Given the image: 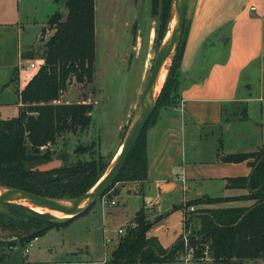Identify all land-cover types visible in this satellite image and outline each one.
Returning <instances> with one entry per match:
<instances>
[{
	"label": "trees",
	"instance_id": "1",
	"mask_svg": "<svg viewBox=\"0 0 264 264\" xmlns=\"http://www.w3.org/2000/svg\"><path fill=\"white\" fill-rule=\"evenodd\" d=\"M152 1L154 9L158 1L161 4L159 30L163 28L166 33L170 0ZM60 2L65 13L56 11L49 17L48 37L44 39V28L40 31L41 47L36 51L28 49L22 54V58L32 59L36 52L43 63L19 91L17 114L10 118L0 117V185L24 189L41 196L73 198L90 190L110 162H106L105 157L94 150L93 142L77 144L73 151L78 155L75 160H68L64 153L53 155L51 150L64 133L80 134L92 122L90 103L83 102L85 100H59L72 79L78 83L93 81L96 57L95 0ZM185 30L186 21L181 42L154 109L119 175L105 194L117 183H142L148 177L146 131L157 120V111L161 107H170L173 104L172 96L178 95L179 63ZM164 34H160L159 38L164 37ZM242 114L246 116L244 110ZM84 155L88 157L83 158ZM53 156L62 161L59 167L39 168L41 163ZM221 156L223 162L245 161L254 168L264 156V150L225 153ZM225 180L228 188H245L247 184L248 192L209 197L207 201L211 205L232 201L251 203L214 206L205 212L195 210L187 213L183 231L186 233L191 228L189 242L184 245L181 235L169 252L160 246L155 237L147 236L155 220L149 218L142 204L135 212L133 225L127 226L124 235L119 236L109 261L172 264L182 253L187 254L189 249L192 250L191 261L195 264H241L244 260L257 258L264 261V158L250 176L228 177ZM198 200L189 199L182 207L195 205ZM8 206L22 216L16 219L0 215V230H9L16 237L15 241L3 240L9 248H13L17 242L28 244L52 228L66 227L93 207L79 216L60 218L48 212H37L23 204L8 203ZM189 214L194 215L189 219Z\"/></svg>",
	"mask_w": 264,
	"mask_h": 264
},
{
	"label": "rangeland",
	"instance_id": "2",
	"mask_svg": "<svg viewBox=\"0 0 264 264\" xmlns=\"http://www.w3.org/2000/svg\"><path fill=\"white\" fill-rule=\"evenodd\" d=\"M13 1L12 11L6 9L5 12L8 15L5 14L4 16L8 17L7 19H14V22L7 26H0V82L4 81L8 68L16 65L18 61L15 56L17 48L15 38L16 33L20 30L19 26L24 24L25 29L28 30V32L26 31L27 34L33 38L44 28V39H46L50 32L47 24L49 17L56 11L65 13L61 2L55 10H50L52 9L50 8V6L52 7L51 3H43V0ZM7 2L0 0V15ZM172 2L173 0H170L167 29L171 28L174 22ZM95 3L96 57L93 81L91 83H78L72 79L59 100L60 102L85 100L83 102L90 103L92 105V122L87 130L80 134L64 133L57 139L51 150L54 152L53 155L64 153L68 160H75L78 155L73 151L77 144L93 142L95 144L94 150L100 152L105 157L106 162L111 163L121 148L123 139L136 115L140 94L150 72L154 56L162 45L166 33L163 28L159 30L161 13L159 1L155 9L152 0H96ZM196 4L197 0H188L186 18L192 16ZM160 34H164L161 39L159 38ZM223 54L224 51L214 52L211 60L220 58ZM39 56L40 54L35 52L34 58L22 62L37 63L40 59ZM25 68L26 65L21 68L25 74L34 71H26ZM247 91H251L253 97L264 96V74L259 69L258 64L253 65L241 76L239 93ZM12 96L14 99L16 98L15 93H12ZM10 97V93L0 90V103ZM177 101L178 95L172 96L173 104L171 106L175 105ZM11 103L7 102V104L0 105L1 118H10L17 114L16 106ZM163 109L161 107L157 111L158 116ZM243 110L244 104L232 109L233 112ZM261 110L264 114V106L263 109H259L260 113ZM230 128L228 132L223 134L218 133L217 128L213 129L212 132L209 131L211 128L208 130L205 128V134H201L200 142L204 148V154L210 155L213 150L215 152L217 149L221 150L222 146V149L226 148L227 151L233 148L237 149L242 143L238 137V132L239 130L249 131L250 120L247 118L233 122ZM218 136L222 145L220 142L218 143ZM241 145L244 147V142ZM84 157L88 156L84 155ZM61 164L60 158L53 156L41 163L39 168L51 169L59 167ZM104 173L98 181L103 178ZM149 184L150 188L145 186V196L149 197L151 205H147L143 200V206L147 209L148 216L153 214L152 209L155 205L152 202L156 203L163 212L167 208L170 209L173 204L182 201L183 192L180 183L167 192L161 191L153 182ZM120 186L121 184L117 183L109 192L104 193L107 200H114V205L119 203L118 206L103 205L101 198H99L88 213L77 217L66 227L50 229L48 234L33 240L31 246L17 242L13 248H9L3 240L15 241L16 237L9 230H0V264H59L62 261H65L62 264H102V262L126 264L110 262L111 250L117 236H123L126 227L133 225L132 221L130 222L131 212L135 205L141 202L142 197L133 196L129 200L130 212L127 209L124 210L121 206L122 201L119 202L117 199ZM135 189L137 190L136 186ZM167 189L168 187L165 188V190ZM124 194L125 191H122L123 200ZM209 197L211 196L197 197L196 199L199 200L195 205L184 206V213L195 210L205 212L212 206L207 201ZM249 202L251 203V201ZM0 215L13 216L16 219L22 217L8 206V202H0ZM119 228L123 230V233L118 234ZM190 232L191 228H188L186 233L185 231L182 233L184 245L189 242L188 235ZM170 247L165 249H168L169 252ZM26 248L28 251H25ZM188 252H192V250L189 249ZM186 255V253H182L181 257L172 264H185ZM241 264H264V261L260 258L248 259L242 261Z\"/></svg>",
	"mask_w": 264,
	"mask_h": 264
},
{
	"label": "crops",
	"instance_id": "3",
	"mask_svg": "<svg viewBox=\"0 0 264 264\" xmlns=\"http://www.w3.org/2000/svg\"><path fill=\"white\" fill-rule=\"evenodd\" d=\"M6 1L7 5L0 15V26L14 22V19L4 16L7 14L6 9L12 11L14 1ZM59 2L60 0H43V3H51L50 10H55ZM250 6H255V10L250 11ZM185 20L186 30L179 63L178 101L175 105L164 108L146 131L147 179L142 183H120L117 196L119 202L122 201L121 206L127 211L130 209L129 200L133 196L142 197L141 202L132 209L131 222L143 200H150L145 196V186L150 188L149 183L153 182L161 191L167 192L178 183L181 184L183 197L180 203L173 204L170 209L162 212L152 202L155 206L153 214L149 216L155 222L148 229L147 236L155 237L162 248L170 247L182 235L183 218L189 213H184L182 207L186 200L203 195L222 197L248 192L246 187H226L225 179L250 176L252 168L245 161L223 162L222 154L264 150V114L262 110L259 112L264 106V96L253 97L251 91L239 93L241 76L253 65L258 64L264 74V0H197L192 16L185 17ZM19 27L15 38V56L18 61L8 68L4 81L0 82V90L11 94L0 105L13 102L11 104L16 106V112L19 107V91L38 69H26L34 71L23 73L20 62L31 59L22 58V54L42 45L38 40L41 30L33 38L27 34L24 24ZM219 51H224L222 57L211 60L212 54ZM12 93H15V99ZM242 104L246 116H243L242 111H232ZM247 118L250 120L249 131L238 132L244 147L240 144L237 149L227 151L222 146L221 150H213L210 155L204 154L200 142L205 128H211L210 132L217 128V132L223 134L231 129L233 122ZM217 140L222 145L219 136ZM133 189L135 190L132 191ZM122 191H125L124 200ZM249 203L232 201L210 207ZM118 238L119 235L112 250L116 247Z\"/></svg>",
	"mask_w": 264,
	"mask_h": 264
},
{
	"label": "water",
	"instance_id": "4",
	"mask_svg": "<svg viewBox=\"0 0 264 264\" xmlns=\"http://www.w3.org/2000/svg\"><path fill=\"white\" fill-rule=\"evenodd\" d=\"M187 4L188 0H173L172 2V14L174 15V22L171 27L172 33L168 39L165 40L164 38L162 45L154 56L150 72L140 94L136 115L123 139L120 151L113 166L107 173H104L103 178L98 181L93 188L90 189V191L73 198L41 196L24 189L0 185V202L23 204L32 210H34L33 207H40L46 209L44 212H48L50 214H52L51 211L69 213L71 214L69 217H72L85 213L95 204L97 200H99V198L102 197L105 191L111 186V184H113L119 175L128 154L131 152L141 132L145 128L146 123L154 109L156 100L160 93L159 91L157 96L154 97V86L159 78L160 70L166 58L170 57L167 67L168 72L176 55L185 25ZM263 158L264 156L256 162L250 175ZM246 188L248 190L247 184ZM8 199H15L17 202H10ZM193 215L194 214H190L188 218L190 219Z\"/></svg>",
	"mask_w": 264,
	"mask_h": 264
},
{
	"label": "bare ground",
	"instance_id": "5",
	"mask_svg": "<svg viewBox=\"0 0 264 264\" xmlns=\"http://www.w3.org/2000/svg\"><path fill=\"white\" fill-rule=\"evenodd\" d=\"M172 33V29L171 28H168L167 31H166V34H165V40L168 39L170 37ZM169 59L170 57H167L166 60L164 61L163 65H162V68L160 70V74H159V78L154 86V97L157 96V94L159 93L160 91V88L165 80V77L167 75V67H168V64H169ZM120 149L118 150L117 154L115 155V158L112 159L111 163L108 165L107 169H106V173L110 170V168L113 166L114 162H115V159L119 153ZM10 202H17V200L15 199H8ZM33 209L37 212H44L46 211V209H43V208H40V207H33ZM52 214H54L55 216H58L60 218H65V217H69L71 214L69 213H62V212H58V211H51Z\"/></svg>",
	"mask_w": 264,
	"mask_h": 264
},
{
	"label": "built area",
	"instance_id": "6",
	"mask_svg": "<svg viewBox=\"0 0 264 264\" xmlns=\"http://www.w3.org/2000/svg\"><path fill=\"white\" fill-rule=\"evenodd\" d=\"M250 11H253L255 10V6H250L249 7ZM43 63V60L39 59L37 61V63H34V62H29L28 64L27 63H24V62H20V66L23 68L25 65H26V68L25 69H34V68H39V66ZM48 146L50 144H47ZM101 203L103 205H114L115 204V201L114 200H107L105 198V194L102 195L101 197ZM145 203L148 205H151V201L146 199L145 200ZM192 209V208H191ZM184 220H185V215H184V218H183V224H184ZM118 233H123V230L119 228L118 230ZM29 246L32 245V241L28 243ZM25 251H28V248L25 249ZM191 256H192V252H188L186 257H185V264H193V262L191 261Z\"/></svg>",
	"mask_w": 264,
	"mask_h": 264
}]
</instances>
